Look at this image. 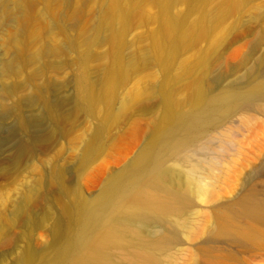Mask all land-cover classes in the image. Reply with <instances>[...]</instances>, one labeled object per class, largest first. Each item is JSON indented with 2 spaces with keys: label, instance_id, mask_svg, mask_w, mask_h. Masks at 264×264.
<instances>
[{
  "label": "bare ground",
  "instance_id": "1",
  "mask_svg": "<svg viewBox=\"0 0 264 264\" xmlns=\"http://www.w3.org/2000/svg\"><path fill=\"white\" fill-rule=\"evenodd\" d=\"M102 1L105 5L99 7L92 38L81 42L85 51L81 53L79 59V67L82 70L74 86L75 93L71 98H66L56 94L60 90V85L47 75L54 74L58 68L56 61L51 60L52 57L56 58L63 53L74 51L77 47L75 40L64 38V41L58 42L56 46L44 45L36 48L35 52L31 51L33 53H27L30 47H28L29 35H31L29 11L32 10L35 2L0 0V22L7 24L6 22L14 23L18 20L19 24V27L16 24L18 31L11 34L8 44L6 42L4 51L9 53L8 50L12 49V54H9L11 56L5 55L0 58V82L22 75L26 67L32 63L40 65V68L32 75L26 76L25 80V86L35 90L36 94L16 97L18 88L15 83L1 85L0 123L4 117L12 115L18 131L23 133L31 129L35 131L43 127L44 123V126H47V123L48 127L52 128L48 130L46 127L49 132L61 134L62 129L59 126L63 123L61 121L66 122L70 120V116L72 117L71 112L68 115L63 112L71 107V111H76L74 114L79 112L94 123L93 133L84 141L80 153L79 165L81 169H85L98 160L105 151V136L111 125L116 122L120 111L131 108L130 105L137 104L144 96L156 97L159 115L150 123L146 141L127 164L108 176L93 197L83 199L71 194L65 184L64 171L58 165L59 161L49 162V171L46 175L58 186L59 196H69L71 199L62 204L60 209L67 216L68 222L65 223L62 215L57 214L50 225L51 239L48 245L51 247L52 262L43 264H169L172 259L162 261L160 252L167 241L177 238V234L173 229L156 230L160 228L156 224L164 226L186 224L179 222L178 217L192 206L193 196L195 199L203 200L208 189V185L203 181L204 169L216 173L222 162L221 159H224L222 152H228L229 145L235 146L232 145L234 132L233 137L231 136L235 124H240L246 129L252 128L250 124L257 119L256 114L264 115V7H252L253 11L259 12L257 19L263 23V26L259 28L249 53L245 55L243 63L241 62L240 66L244 68L243 74L236 76L237 73L233 75L234 79L232 77L229 80L225 77V67L218 52L212 53L211 50L213 46L219 45L218 49L220 45L222 46L226 33L224 19L231 15L229 13L233 7L235 9V0H224V6H218L217 3L214 10L211 9L212 12L209 9L210 4H213L212 0H154L158 9L155 17L157 28L148 35L149 48L145 52L135 51L127 60H124L121 54L122 35L132 22L140 24L147 19L142 13L151 2L150 0ZM242 1L247 5L251 3L250 0ZM48 2L47 0L45 3ZM179 2L186 4L185 13L172 15L171 8ZM48 6L46 5V11L49 12L51 8L49 9ZM191 16L194 18L193 22L192 20L189 22ZM102 31L109 32L111 48L105 57L107 64L104 77L99 82L90 79L85 71V63L90 56L89 49L98 44L99 40L101 42L106 39L101 37ZM35 34L31 39L35 37L38 39L39 36ZM39 38L42 39L41 36ZM203 40L211 45V50H207L209 55L204 51L197 52V45ZM29 42L32 45L33 41ZM194 49L197 55L191 53V50L195 51ZM183 55L185 58L182 57ZM151 64L157 68V73L155 72L157 75L154 73L156 81L149 76L148 86H141V79H137L135 88L128 93L127 101L122 102V106L118 105L120 110H117L119 107L114 110L110 93L112 87L115 85L122 87L128 78L138 74L142 67L146 68ZM39 77H44L42 84L37 83ZM53 94H56L55 97L52 96ZM6 98L13 100L10 106L6 105ZM34 106L39 108L38 114L31 117L22 115L23 107ZM67 106L69 107L66 108ZM97 119L98 121L103 119L101 121H104V124ZM108 126H110L109 130ZM246 129L244 132L247 131ZM37 141L30 134L28 146L20 145L19 150L26 152L29 149L27 152L32 156L34 154L32 148ZM239 144L240 141L238 147ZM218 148L222 150L221 153L216 152ZM256 154L254 158L259 157ZM103 159L108 160L102 158L103 163ZM252 160L253 157L248 155L244 158L243 164L241 163V170L235 171L233 177L240 181L241 187L247 186L248 183V177H245L242 169L247 171L246 167ZM223 165L224 163L221 167ZM214 173L212 174L216 175ZM218 173L220 172L217 171ZM39 189L38 185L27 188L20 200L13 203L12 210L8 213L9 227L0 225V249L9 242L5 238L17 228L23 215H27L24 221L25 240L30 238L37 227L47 221L46 218H40L37 222H32L28 214L29 207L35 206L41 198L42 189L41 191ZM46 200L47 209L56 204L54 197L47 196ZM152 226H155L153 227L155 230L145 234L143 229ZM215 227L221 233L254 245H261L264 243V204L254 200L253 197L235 199L228 203L227 207L217 211ZM70 232H72L71 237ZM71 244L74 245L73 249ZM38 255L29 245H25L10 264H38ZM0 264H3L1 260Z\"/></svg>",
  "mask_w": 264,
  "mask_h": 264
},
{
  "label": "rangeland",
  "instance_id": "2",
  "mask_svg": "<svg viewBox=\"0 0 264 264\" xmlns=\"http://www.w3.org/2000/svg\"><path fill=\"white\" fill-rule=\"evenodd\" d=\"M32 1L35 3L33 4L32 10L29 11L31 12L29 23V33L31 35H28L30 36L29 39L31 43L32 41L33 43L31 45L29 42L30 40H28V47H30L29 50L26 48V51L28 50L27 53H33L40 48V46L42 47L44 45L56 46L61 41H64V38L65 40H75L77 43V47L74 51L63 53L56 56V58L52 57L51 60L56 61L58 68L54 74L49 73L47 75L53 82L60 85V92H56L57 95L71 98L75 93L74 86L76 85L78 74L82 70L79 67V59L84 53L85 47L81 42L87 38H92L93 29L97 24L99 7L101 6L102 8L105 4L102 0H48L49 2L47 4L45 3L47 0ZM153 1L154 0H150L151 3L146 6L142 13V15L147 18V21L145 20L140 24L132 22L122 35L121 54L124 60H127L135 51L145 52L149 48L148 35L157 28L155 17L158 9ZM250 1L251 3L247 5L242 0H235V5L233 4L235 9L233 7L232 11L229 13L231 15L229 16L228 14L229 17L224 19L225 23L223 25L226 27V33L227 31L229 32L227 34L225 33V39H223L222 46L220 45L219 49V45L217 46L215 43L214 45L216 46L212 45L213 50H211V45L204 40L200 41V44L198 43L197 45L198 53L199 51H204L209 55L207 52L208 49L211 50L212 53L213 51L218 52V56L220 60H222L224 67L229 70L224 68V72H226V75H224L226 79L229 80L232 77V79H234L235 76L233 75L237 73L236 76H241L243 74L244 68L240 66L241 62L246 57L245 55L249 53L250 46L255 41L258 31L263 26V23L257 19V14H259V12L256 13L253 11L252 7H264V0ZM98 2L101 3V5ZM212 2L216 4L213 7V4H210V12L214 10L217 3H219L218 6H224V0H212ZM46 5H49V9L51 8L49 12L46 11ZM225 6H227V3H225ZM186 7L185 3L179 2L171 8L170 13L172 15H181L185 13ZM60 18L63 20L61 21ZM192 19H194L192 16L189 17V22ZM17 21L18 20L14 23L6 22L7 24H5V22H3L4 24L0 22V58L5 55L11 56L9 54L13 52L12 49H10L12 50L11 52L8 50L9 53L4 50L6 49V42L8 44L12 37L11 34L18 31L16 24L18 27L19 24ZM193 21L194 20L191 22ZM51 28L55 31H52ZM32 32H34V34L37 33V36H41L42 39L39 37L36 39L35 37V39L32 38V40L31 36L33 37L34 35ZM38 33L41 34L38 35ZM102 34L101 37L107 40L104 39L101 42L99 40L98 44L96 43L89 49L90 56L86 59L85 63V71L90 79L99 80V82L104 77L105 66L107 64V59L105 57L107 53L109 54L111 48L109 32L102 31ZM38 40L41 41L39 42ZM194 50L195 51L191 50V53L194 52V54H196V49ZM211 52L209 51L210 55L212 54ZM182 57L185 58L184 55ZM144 67L139 70L138 74L128 78L122 87H118L117 85L112 87L110 93L112 95V107L114 110L120 106L119 104L128 99V93L135 88V81L137 79H141V86H148L150 82L148 79L149 76L156 81V66L151 64L146 68ZM38 68H40L39 63L28 65L22 75L7 78L6 81L0 82V90L2 84L11 85L15 83L14 85L19 91H17L18 96L16 94V97H26L30 94H36L35 90L25 86V80L26 76L32 75ZM240 68L242 70H240ZM231 69L232 71L235 69V71L232 72ZM43 79L44 77H39L37 83L42 84ZM56 94L52 96L55 97ZM151 97L152 98H150L149 95H147V97L144 96L137 104L130 105L132 106L131 108L128 106L129 109L127 108V110L124 109L125 111H120L118 117H116V122L111 125L112 127L110 130V126H108L109 131L107 130L108 132L105 136V151L98 160L91 163L88 167L86 166L85 169H81L79 165L80 153L84 141L93 133L94 123L92 120L86 119L79 112L74 114L76 111H71L72 108L69 106L66 107H69L68 110H66L68 112H63L64 107L62 112L66 113V115L71 112L72 117L69 115L70 120L66 122L61 121V123L63 122L62 124L59 123L62 129V131L60 129L61 134H52L51 132L53 131H48L49 129L52 130V128H49V124L47 123V126H44V123L43 127L41 126L42 128H38L39 130L35 129L34 131V129H31L23 133L18 131L12 115L4 117L0 123V225H4L7 228L9 227L8 213L11 212L13 203L20 200L22 193L27 188L35 185H38L39 188L42 189V191L39 189L42 194L37 204L29 207L28 214L29 217L32 218V222H37L40 218H46L47 221L42 226L37 227L30 238L25 240L23 235L25 227L24 221L27 215H23L17 228L10 232V235L7 236L8 238H5L9 241L6 243L7 245L5 244L0 249V260L3 264L12 263L15 259V255H17L20 249L25 245H29L33 251L39 254L37 258L38 264L52 262L51 247L48 245L51 239L50 225L52 221L55 220L57 214L62 215L65 223L68 222L67 216H65L60 209L61 205L68 202L71 197L58 195V186L51 177L46 175L49 171V162L52 160L56 162L59 161L58 165L64 171L65 184L71 194L83 199L93 197L101 189L108 176L127 164L146 141L145 139L149 135L150 123L159 115V111H157L158 100L153 95H151ZM13 98L15 99V97H12V99ZM7 99L8 98H6V101ZM6 101V105L10 106L13 100L10 98L7 102ZM38 109L37 106L32 108L23 107L21 113L24 117H31L36 115V113L38 114ZM117 110H120V107ZM139 112L140 115H138ZM255 118L257 119L254 121L252 120L253 122L250 124L252 128L246 129V127L244 128V126L240 124H235L236 127L234 126V129L232 128L234 131L232 130L231 136L233 132V135H235V138L232 136L234 139L232 145H235L234 147L229 145L228 152H222L219 148V150L216 151H219V153L222 152L225 156H223L224 159H221V164L224 163V165L221 167L220 164L215 171L216 173L204 169L203 181L208 185V189L202 201L195 199L193 196L191 198L192 206L178 217L179 222L182 221L186 224L184 223L185 225H183L182 223V226H176V224L172 226V223V225L169 226L156 224L160 227L156 230L166 231L167 229H173L177 234L175 240L167 241L168 243L161 249L160 257L162 261H164V259L169 261L172 259L169 264H264V243L261 245H254L232 235L221 233L215 227L217 211L227 207V204L233 202L235 199L253 197L254 200L264 204V149H262L264 148V115L256 114ZM101 120L103 119L99 121L97 119L98 122L104 124V121ZM70 122H72V124H70ZM68 124L70 125L68 126ZM245 129L247 131L244 132ZM30 134L38 140L32 148L34 151L32 156L27 152L29 149L26 152L19 150L20 145H24V147L28 146V137ZM235 139L238 143L240 141L241 144H239V147ZM234 141H236V144ZM104 154L105 159H108L107 161L110 164L104 159V163L102 162ZM255 154L259 155V157L256 156L254 158ZM248 155L252 156L253 160L251 164L249 163L250 165L246 167L247 171L242 169V171L245 172V177H248V183L247 186L241 187L240 181H237L238 179L233 176L236 170H241L242 162ZM207 169H209V167ZM252 170H254V172H251ZM217 171L220 172L218 173L219 175ZM47 196L56 198V204L51 206L50 209L46 208ZM153 227L155 226L149 227V230L143 229L145 230V234L152 233L155 230H153ZM179 227H182V229ZM71 236L72 232H70V237ZM71 248H74L73 244H71Z\"/></svg>",
  "mask_w": 264,
  "mask_h": 264
}]
</instances>
